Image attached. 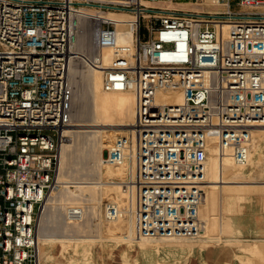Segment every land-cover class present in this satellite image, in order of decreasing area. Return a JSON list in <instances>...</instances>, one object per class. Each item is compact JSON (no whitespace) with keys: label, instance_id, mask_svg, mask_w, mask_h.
Instances as JSON below:
<instances>
[{"label":"built area","instance_id":"1","mask_svg":"<svg viewBox=\"0 0 264 264\" xmlns=\"http://www.w3.org/2000/svg\"><path fill=\"white\" fill-rule=\"evenodd\" d=\"M71 66L136 96L104 159L129 165L105 218L131 217L142 238L198 237L211 145L222 166L227 154L245 166L264 121V0H0V264H42L41 218L74 123Z\"/></svg>","mask_w":264,"mask_h":264},{"label":"rangeland","instance_id":"2","mask_svg":"<svg viewBox=\"0 0 264 264\" xmlns=\"http://www.w3.org/2000/svg\"><path fill=\"white\" fill-rule=\"evenodd\" d=\"M73 69L77 70L74 66ZM75 74L76 94L73 122L98 124L100 121L93 116L94 114H91L92 110L90 109V100L93 93L90 76L92 69L80 70ZM103 94L114 98L127 97L133 101L132 109L135 110L136 97L134 92H104ZM108 127L98 124L92 127V130L94 129L93 132L82 131L74 133L73 136H68L71 138L68 142H72L63 169V178L66 182L65 186H67L64 187L57 182L52 193L54 196L66 197L68 203L59 207L48 206L43 222L41 221L43 230L51 238L46 243L40 244L42 264H233V249H236L234 264H239V259H242L238 252L240 254H248L252 259L254 257L261 258L262 254L256 244L252 245L248 241L238 239V233L233 229V215L238 204L245 199H250L257 192H264V189H257L245 198L241 197L233 200V204L232 202L230 203V212H227L226 209H221V205H218L211 215L209 231L205 233V229L203 230L198 237L201 236L200 238L204 239L193 241L190 251L181 254L172 252H163L164 254H162L159 251H155L153 246L151 247L154 250L153 252L150 250L143 252L138 248V245L135 243L133 245L132 241L126 238L131 230L132 218L109 221L104 215V200L119 199L122 201V187H116L113 194L109 195V191L105 188L86 186L91 184L92 181L106 180L107 177L103 172L107 170V166L119 168L103 161L108 154V148L100 149L99 147L100 139L111 129L110 127L107 129ZM123 129L125 128L123 127ZM123 133L124 131L116 132V136ZM74 138H76L77 142L74 141ZM255 141L262 142L263 145L261 151L253 155L255 164H248L245 167V171L248 174L246 178L255 183H262L264 181V134L261 136L260 131L254 132ZM119 177V175L115 176L116 179H119ZM70 206L84 208L85 215L81 221L70 222L62 214ZM261 207L260 210L264 211V205ZM227 217L230 219L229 222ZM146 240L147 242L152 241V239ZM154 240L161 239L156 238ZM255 245L257 246L255 251L249 249ZM83 253L87 256L85 260H81ZM73 257H77L80 260ZM241 261L243 264H253L252 260Z\"/></svg>","mask_w":264,"mask_h":264},{"label":"bare ground","instance_id":"3","mask_svg":"<svg viewBox=\"0 0 264 264\" xmlns=\"http://www.w3.org/2000/svg\"><path fill=\"white\" fill-rule=\"evenodd\" d=\"M180 5L183 7L187 6V4H180ZM111 15L119 16L123 18L129 17V15L126 13L111 14ZM227 28H228V24L225 23L224 24L225 33L227 32ZM122 40L126 41L127 39H122ZM110 58H111V55H110V52H108L105 56L106 63L109 62ZM91 69H92V74H90V76H91L92 85H93L92 99L90 100V109L92 110L91 114H94L93 116H95L96 119L100 121V123L98 124L109 126L111 128L109 132L105 134L102 139H100L101 141L99 144L100 149L109 148L111 144L114 142V140L116 139V137L118 136V135L116 136V132L125 131L127 129L126 127L130 128L132 126L135 120V116H136V102H135V110H133L132 109L133 101L128 99L127 97H118V98L115 97L114 98L113 96L108 97L107 95H104L103 94L104 92L121 93L125 91H117V92L104 91L102 88V70L99 68H91ZM73 72H74V75H76L75 73L77 72V70L73 69V66H71V73L73 74ZM127 91H130V90H127ZM165 97L169 98L170 95H166ZM173 100L176 102H180L182 100V95L180 93H176ZM167 102H170V100L168 99ZM98 124L82 123V122L73 123L71 126H68L67 128H65L64 133L67 136H73V134L77 132H82V131H92L93 132L94 129L92 130V127L97 126ZM109 127L107 129H109ZM123 127L125 129H123ZM114 128H117V129H114ZM256 131H260L261 136H263L264 121L259 122L258 126L255 129V132ZM74 139H75L74 141L77 142L76 138ZM70 140L71 138H69L62 145L61 151H60V167H59V172L57 175V182L58 184L64 187H66L67 185L65 186L66 182L64 181V178H63V169H64L66 157L68 156L67 154L71 147L72 141L68 142ZM262 145H263L262 142H259V141L254 142L253 140L248 164H255L253 155L261 151ZM103 161L105 162L104 159ZM248 164L245 166L237 165L234 162L231 155L227 154L224 156L223 166H222L221 159H219V157L217 156L216 142L214 141V143L211 145V157H210L209 168H208V173H207L208 183L205 186L206 200L201 210L203 218L206 221L205 233L209 231V227H210V223L212 219L211 215L214 212V209H216L218 205H221V209H224V210L226 209L227 212H230L229 210L230 203L232 202L233 204V200L239 199L241 197L245 198L247 197L248 194L254 192L257 189H264V181L262 183H255L254 181L252 182V181L247 180L246 177L248 176V174L245 171V167L248 166ZM118 167L119 168H114V166H107V170L103 172V174L107 177L106 180L92 181L91 184L86 185V186L100 187V188L102 187L109 191V195L113 194V192L116 190V187H122V182L129 176V165L127 163L122 166H118ZM116 175L120 176L119 179L115 178ZM81 186L85 187L84 185H81ZM113 201L122 202L119 199H116ZM67 203L68 201L66 197L54 196L51 194L47 200V204L45 207L46 210L42 215L41 221L43 222L48 206H52V207L58 206L59 207ZM225 221L227 222L226 218H225ZM229 221L230 219L228 218V222ZM130 229L131 230L129 231V234L126 238L132 241V244L135 243L136 245H138V248L142 250L143 252H146L148 250L153 252L155 250V251H159L162 254H164L165 252L181 254L186 251H190L193 241H200L201 239H204V238H200L201 236L198 238L196 237L195 238H185V237L184 238H160L161 240H154L153 238L138 237L136 235L133 219L131 221ZM38 238H39V245L42 243H46V241H49V239H51L48 237V235L43 230L42 223L39 228ZM146 239H152V241L147 242ZM152 246L155 247L154 250L151 249ZM40 250H41V246H40ZM41 256H42V250H41ZM86 257L87 256L83 253L81 260H85ZM73 258L79 259L77 257H73Z\"/></svg>","mask_w":264,"mask_h":264},{"label":"crops","instance_id":"4","mask_svg":"<svg viewBox=\"0 0 264 264\" xmlns=\"http://www.w3.org/2000/svg\"><path fill=\"white\" fill-rule=\"evenodd\" d=\"M262 205H264V192H257L250 199H245L238 204L233 215V229L238 233V239L248 241L252 245L256 244L262 254L261 258L252 259L250 255L238 252L241 260H252L253 264H264V211L260 210ZM256 245L248 248L255 251ZM235 251L236 249L232 250L233 264L235 263ZM241 260L239 259V264H243Z\"/></svg>","mask_w":264,"mask_h":264}]
</instances>
